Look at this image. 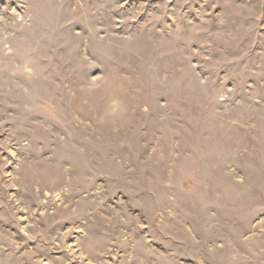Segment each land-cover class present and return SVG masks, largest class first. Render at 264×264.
Masks as SVG:
<instances>
[{"label":"rangeland","instance_id":"374dc122","mask_svg":"<svg viewBox=\"0 0 264 264\" xmlns=\"http://www.w3.org/2000/svg\"><path fill=\"white\" fill-rule=\"evenodd\" d=\"M0 264H264V0H0Z\"/></svg>","mask_w":264,"mask_h":264}]
</instances>
